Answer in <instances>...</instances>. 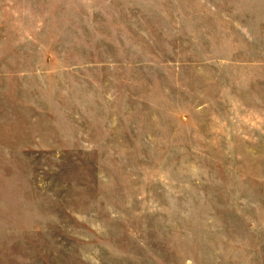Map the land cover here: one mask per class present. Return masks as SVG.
<instances>
[{"label": "rangeland", "instance_id": "obj_1", "mask_svg": "<svg viewBox=\"0 0 264 264\" xmlns=\"http://www.w3.org/2000/svg\"><path fill=\"white\" fill-rule=\"evenodd\" d=\"M0 264H264V0H0Z\"/></svg>", "mask_w": 264, "mask_h": 264}]
</instances>
